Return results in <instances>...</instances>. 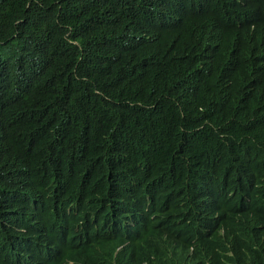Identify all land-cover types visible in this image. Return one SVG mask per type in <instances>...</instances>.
I'll use <instances>...</instances> for the list:
<instances>
[{
  "label": "trees",
  "instance_id": "obj_1",
  "mask_svg": "<svg viewBox=\"0 0 264 264\" xmlns=\"http://www.w3.org/2000/svg\"><path fill=\"white\" fill-rule=\"evenodd\" d=\"M36 263L264 264V0H0V264Z\"/></svg>",
  "mask_w": 264,
  "mask_h": 264
},
{
  "label": "clouds",
  "instance_id": "obj_2",
  "mask_svg": "<svg viewBox=\"0 0 264 264\" xmlns=\"http://www.w3.org/2000/svg\"><path fill=\"white\" fill-rule=\"evenodd\" d=\"M22 253H23V252H22ZM54 253H55V252H54ZM54 253L52 254V256L54 255ZM26 254H27V256H30V255H31V252H30V251H27ZM52 256H51V257H52ZM36 264H38V263H36Z\"/></svg>",
  "mask_w": 264,
  "mask_h": 264
}]
</instances>
